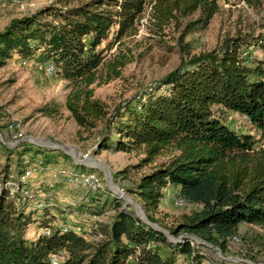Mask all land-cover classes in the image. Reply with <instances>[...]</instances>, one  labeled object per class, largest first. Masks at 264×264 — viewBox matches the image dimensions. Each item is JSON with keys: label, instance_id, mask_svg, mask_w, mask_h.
Listing matches in <instances>:
<instances>
[{"label": "trees", "instance_id": "16d2710c", "mask_svg": "<svg viewBox=\"0 0 264 264\" xmlns=\"http://www.w3.org/2000/svg\"><path fill=\"white\" fill-rule=\"evenodd\" d=\"M144 1L84 0L73 4L54 0L30 14L11 17L0 30V67L12 56L52 63V75L63 80L68 89L64 107L75 123L88 131L97 122L102 125L93 132L96 152H129L140 147L144 154L141 161L149 162L163 149L173 150L165 163L141 175L126 192L135 197L149 221L157 222L154 215L162 189L176 187L175 196L185 206L198 207L180 215L174 226L168 227L170 233L193 234L224 253L226 240L236 237L240 224L264 229V144L250 134L229 129L216 109L245 116L250 126L264 133V61L242 60L247 50L240 54L244 45L239 38H225L215 53L196 56L188 54V43H180L185 49L180 62L159 80L160 85L119 104L106 118V106L92 97L94 71L102 64L104 51L132 31ZM214 1L189 0L175 6L182 17L199 11L196 19L185 24V31L208 24L215 11ZM151 9V24L156 29L173 16L159 0ZM258 31L253 42L264 47V24ZM122 65L119 62L118 67ZM110 70L106 80L116 76L114 68ZM40 111L49 114L53 110L43 106ZM7 126L4 123L3 128ZM11 150L15 154L13 172L19 176L27 168L49 162L45 150H33L23 143ZM2 171L4 176L10 174L6 166ZM11 179L16 180L11 194L9 188H0V264H205L204 259L216 264L209 254L188 242L168 244L162 234L120 208L115 198L109 202L115 213L108 225L90 232L99 236L98 240L71 228L63 230L54 224V214L47 207L34 216L32 201L21 199L27 190L25 183L16 175ZM97 203L91 197L86 206ZM87 207L81 209L96 212ZM29 224L35 225L36 235L27 240ZM41 229H48V234Z\"/></svg>", "mask_w": 264, "mask_h": 264}, {"label": "rangeland", "instance_id": "374dc122", "mask_svg": "<svg viewBox=\"0 0 264 264\" xmlns=\"http://www.w3.org/2000/svg\"><path fill=\"white\" fill-rule=\"evenodd\" d=\"M53 1L21 0V6L0 7V30L11 17L30 14ZM69 1L74 4L84 0ZM157 1H144L143 9L132 31L104 51L103 62L94 71L95 81L90 85L92 97L106 106V118L119 104L133 101L135 96H141L160 85L159 80L176 68L180 62L181 50L185 51L179 46L180 43H188V54L196 56L206 52L215 53L225 38L231 40L239 38L244 45L242 46L244 48L240 47V54L247 50L242 55V60L246 59L248 62L258 58L264 61V47L253 42L257 32H260L258 30H261L264 24V0H244V5L241 0H215V11L208 24L202 29L187 31L184 26L198 17V9L182 17L180 10L175 6L189 0H159L164 3L165 8L171 9L173 16L168 23L156 29L151 24V8ZM104 44L105 41L100 47ZM262 44H264V38ZM119 62L123 63L120 67H118ZM42 65L35 60L21 63L20 58L12 56L4 66L0 67V125H2L0 127V188H9L11 194L16 185V180L11 179V176L16 175V179L20 180V176L13 172L15 154L10 152L17 143L29 145L33 150L42 152L45 150L49 154L47 155L48 164L32 165L37 170L32 171L24 181L27 190L32 194L29 200L44 199V194L49 192L50 197L47 199L49 205L46 207L54 214V224L71 228L77 233L84 232L85 238L96 241L99 236L91 235L94 233L93 228L107 226L115 213V210L109 206L112 198L120 202V208H125L134 215L133 208L129 204L123 205V200L115 196L116 191H119L118 188L140 206L135 197L128 194L125 188L132 186L141 175L165 163L173 150L165 148L149 162L141 161L144 154L140 147L129 152L112 150L96 152L95 144L92 142L95 135L93 132L101 128V123L97 122L96 127L91 131L78 126L64 107L68 91L65 82L55 75H45ZM110 67L114 68L116 76L106 80L107 72L111 74ZM43 106L53 111L44 114L40 111ZM216 115L229 129L236 133L250 134L260 141L259 144H264V133L243 121L238 114L217 107ZM4 123H13L14 127L17 126L21 130V136L25 137L20 140L12 138L13 133L8 131V127L3 128ZM28 139L42 143L46 147L33 144ZM60 145L64 146L61 147L62 150L58 149ZM42 152L38 153L39 158ZM74 161H80L85 165L75 164ZM4 166L7 167L8 173L10 172L7 176L5 175L6 177L5 172L2 171ZM59 167L74 171L90 170L102 178V191L95 192L91 196L98 201L95 207L86 206L88 203L83 199L86 194L83 188L72 186L57 175L56 170ZM107 174L111 175L117 187L113 184L110 188L108 183L106 184L103 177L105 175L107 178ZM176 191L177 188L171 185L162 189L163 195L158 203V212L154 215L157 222L153 223L172 236V239L167 240L163 234L168 244H175L177 242L174 241L175 238L179 243L188 242L190 246L199 247V250L209 254L216 264H244L245 261L264 264V229L257 226L240 224L236 237L226 240L224 253L184 233L177 235L170 233L168 227H173L180 215L188 214L198 207L173 205L172 199ZM84 207L88 210L96 209V212L82 210L86 209ZM35 210L34 216H39L41 208ZM91 215H95L96 218L92 219ZM35 229L34 224H29L25 234L27 240L36 235ZM203 263L209 264L207 259H204Z\"/></svg>", "mask_w": 264, "mask_h": 264}, {"label": "built area", "instance_id": "2783aa9c", "mask_svg": "<svg viewBox=\"0 0 264 264\" xmlns=\"http://www.w3.org/2000/svg\"><path fill=\"white\" fill-rule=\"evenodd\" d=\"M241 3L244 5V0H241ZM13 5H18L21 6L22 2L21 0H0V7L3 6H13ZM21 60V63H25L26 60ZM43 73L45 75H52L54 73V67L52 63L50 62H44L43 65ZM241 119L245 121L246 123L249 124V120L245 117L242 116ZM8 131L12 132L13 134L11 135L12 138H17L20 140L21 138L25 136H21V130L15 126L13 123L8 124ZM37 170L36 168L30 167L24 170L23 174L20 175V181L24 182L28 176L32 173V171ZM56 173L59 177L63 178L66 183L75 186V187H81L85 190L86 194L84 195L83 199L85 202L88 203L90 197L94 195L95 192H100L102 191V178L98 177L93 171L90 170H85V171H74L71 169H67L65 167H59L56 170ZM50 193L46 192L44 194V199H32V205L34 206L35 209L43 208L49 205L48 200ZM32 194L29 192V190H24L22 192L21 199H31ZM173 205L177 207H183L185 206L184 201L179 198L178 196L173 197L172 199ZM92 219H95V215H91ZM63 230H65L67 227L63 226L61 227ZM41 233L43 234H48V229H41Z\"/></svg>", "mask_w": 264, "mask_h": 264}, {"label": "water", "instance_id": "95a60500", "mask_svg": "<svg viewBox=\"0 0 264 264\" xmlns=\"http://www.w3.org/2000/svg\"><path fill=\"white\" fill-rule=\"evenodd\" d=\"M27 137L32 138V139H38V140H44V141H47L46 139H42V138H34V137H32V136H27ZM0 141H1V136H0ZM28 141L31 142V143H33V144H36V145H38V146L46 147L44 144H42V143H38V142H35V141H32V140H30V139H28ZM61 147H64V146L60 145V146L58 147V149L62 150ZM74 162H75V164L85 165L84 163H81L80 161H74ZM86 166H87V165H86ZM103 174H104V171H103ZM103 178L105 179L106 184H107L109 181H110L112 184H114L113 181H112L111 175H110V179H109V180L105 177V175H104ZM114 185H115V184H114ZM115 186H116V185H115ZM107 187H108V186H107ZM116 187H117V186H116ZM118 189H119V191H120L121 194H120V195H115V196H117V197H119V198H121V199L123 200V202H124L123 205L129 204V206H131V207L133 208V210H134V211H133L134 216H135V218H136L138 221L144 223V224L147 225L148 227H150V228H152L153 230L159 232L160 234H162V236H163V234H165V235L168 236V238H169V237H172V236H170L169 234H167L168 231H166L165 229L161 228V227L158 226L157 224H155V223L149 221V220L147 219V217L144 215V213H143V211L141 210L140 206H138L136 203H134L133 201H131V199L126 195V193H124L120 188H118ZM113 193H114V192H113ZM114 194H115V193H114ZM123 196H124V197H123ZM124 198H126V199H128V200H126V199H124ZM136 210H138L139 213L141 214V216H142L141 218L137 216V214H136ZM184 235H187V236L193 238L194 240L201 242V241L199 240V238L196 237V236L193 235V234H184ZM168 238H167V240H169ZM174 241H178L177 238H175ZM174 241H173V242H174ZM201 243H202V242H201ZM207 245H209V244H207ZM215 249L218 251L217 248H215ZM245 262H246L247 264H255V263H252V262H250V261H245Z\"/></svg>", "mask_w": 264, "mask_h": 264}, {"label": "bare ground", "instance_id": "6f19581e", "mask_svg": "<svg viewBox=\"0 0 264 264\" xmlns=\"http://www.w3.org/2000/svg\"><path fill=\"white\" fill-rule=\"evenodd\" d=\"M107 179H108V180L110 179V175H109V174H107ZM108 186H109L110 188H112L113 184L109 181V182H108ZM114 187H115V186H114ZM116 194H117V195H120L121 193L117 190V191H116ZM123 197H124V196H123ZM124 199H126V198H124ZM126 200H128V199H126ZM136 214H137L138 217H140V218L142 217L138 210H136ZM165 236L168 238L167 235H165ZM168 239H172V237H169Z\"/></svg>", "mask_w": 264, "mask_h": 264}, {"label": "crops", "instance_id": "0c3cea01", "mask_svg": "<svg viewBox=\"0 0 264 264\" xmlns=\"http://www.w3.org/2000/svg\"><path fill=\"white\" fill-rule=\"evenodd\" d=\"M162 195H163V193H162ZM161 209V208H160Z\"/></svg>", "mask_w": 264, "mask_h": 264}]
</instances>
